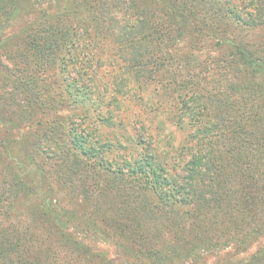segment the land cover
I'll return each instance as SVG.
<instances>
[{
  "label": "trees",
  "instance_id": "1",
  "mask_svg": "<svg viewBox=\"0 0 264 264\" xmlns=\"http://www.w3.org/2000/svg\"><path fill=\"white\" fill-rule=\"evenodd\" d=\"M0 264H264V0H0Z\"/></svg>",
  "mask_w": 264,
  "mask_h": 264
},
{
  "label": "rangeland",
  "instance_id": "2",
  "mask_svg": "<svg viewBox=\"0 0 264 264\" xmlns=\"http://www.w3.org/2000/svg\"><path fill=\"white\" fill-rule=\"evenodd\" d=\"M236 1V0H234ZM210 49L206 50V49H203L201 51V55L202 56H210V57H218V56H221L220 52L219 51H216V52H210L209 51ZM129 88H131L132 91L136 90L137 89V86H134L132 84H128Z\"/></svg>",
  "mask_w": 264,
  "mask_h": 264
}]
</instances>
